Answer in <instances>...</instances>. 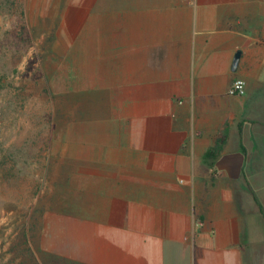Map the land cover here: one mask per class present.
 <instances>
[{
	"label": "crops",
	"instance_id": "obj_1",
	"mask_svg": "<svg viewBox=\"0 0 264 264\" xmlns=\"http://www.w3.org/2000/svg\"><path fill=\"white\" fill-rule=\"evenodd\" d=\"M38 9L42 40L84 64L105 107L74 152L88 181L73 212L45 214L44 247L75 264H264V0Z\"/></svg>",
	"mask_w": 264,
	"mask_h": 264
},
{
	"label": "rangeland",
	"instance_id": "obj_2",
	"mask_svg": "<svg viewBox=\"0 0 264 264\" xmlns=\"http://www.w3.org/2000/svg\"><path fill=\"white\" fill-rule=\"evenodd\" d=\"M38 5L0 0V264H75L44 247L50 211L36 221L32 211L56 194L61 211L75 210V186L88 179L74 152L89 151L79 142L105 113L98 95L86 91L84 64L63 60L62 47L42 40L48 24ZM45 143L47 158L34 157Z\"/></svg>",
	"mask_w": 264,
	"mask_h": 264
},
{
	"label": "trees",
	"instance_id": "obj_3",
	"mask_svg": "<svg viewBox=\"0 0 264 264\" xmlns=\"http://www.w3.org/2000/svg\"><path fill=\"white\" fill-rule=\"evenodd\" d=\"M49 151V147L47 145V143H45L44 145H41V147H39V151L37 153V155H35L34 157H39L41 158V156H47L46 154ZM47 158V157H44ZM38 191H40V185H38L34 192H33V196H35V194L38 193ZM59 191V190H58ZM57 198H58V194H56V196L54 195V197L52 198V202L49 204V206L47 205H42L41 207L35 209L34 211H32V218L33 220H38L45 211H50V212H62L58 202H57ZM67 211V210H64ZM63 211V212H64Z\"/></svg>",
	"mask_w": 264,
	"mask_h": 264
},
{
	"label": "built area",
	"instance_id": "obj_4",
	"mask_svg": "<svg viewBox=\"0 0 264 264\" xmlns=\"http://www.w3.org/2000/svg\"><path fill=\"white\" fill-rule=\"evenodd\" d=\"M246 83L243 79H236L229 88V95L241 96L245 93Z\"/></svg>",
	"mask_w": 264,
	"mask_h": 264
},
{
	"label": "water",
	"instance_id": "obj_5",
	"mask_svg": "<svg viewBox=\"0 0 264 264\" xmlns=\"http://www.w3.org/2000/svg\"><path fill=\"white\" fill-rule=\"evenodd\" d=\"M242 53L241 51H237L234 55L232 65H231V70L235 71L239 65L240 59H241Z\"/></svg>",
	"mask_w": 264,
	"mask_h": 264
}]
</instances>
